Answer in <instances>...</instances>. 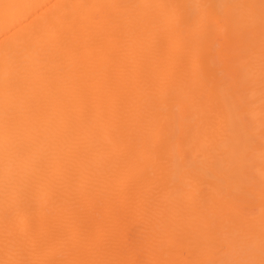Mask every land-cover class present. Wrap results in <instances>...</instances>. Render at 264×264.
Returning <instances> with one entry per match:
<instances>
[{
  "label": "bare ground",
  "instance_id": "obj_1",
  "mask_svg": "<svg viewBox=\"0 0 264 264\" xmlns=\"http://www.w3.org/2000/svg\"><path fill=\"white\" fill-rule=\"evenodd\" d=\"M0 264H264V0H0Z\"/></svg>",
  "mask_w": 264,
  "mask_h": 264
}]
</instances>
